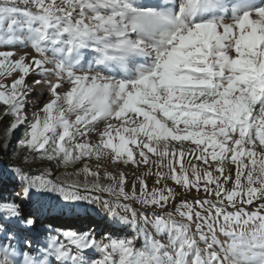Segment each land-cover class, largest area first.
Instances as JSON below:
<instances>
[{
  "label": "rangeland",
  "instance_id": "374dc122",
  "mask_svg": "<svg viewBox=\"0 0 264 264\" xmlns=\"http://www.w3.org/2000/svg\"><path fill=\"white\" fill-rule=\"evenodd\" d=\"M1 139L0 264H264V0H0Z\"/></svg>",
  "mask_w": 264,
  "mask_h": 264
},
{
  "label": "bare ground",
  "instance_id": "6f19581e",
  "mask_svg": "<svg viewBox=\"0 0 264 264\" xmlns=\"http://www.w3.org/2000/svg\"><path fill=\"white\" fill-rule=\"evenodd\" d=\"M10 255V260L13 262L16 258H21L24 262V264H39L37 260L33 259L31 256L27 255V254H22L19 255L18 252L16 251H11L9 253ZM20 259V260H21Z\"/></svg>",
  "mask_w": 264,
  "mask_h": 264
},
{
  "label": "trees",
  "instance_id": "16d2710c",
  "mask_svg": "<svg viewBox=\"0 0 264 264\" xmlns=\"http://www.w3.org/2000/svg\"><path fill=\"white\" fill-rule=\"evenodd\" d=\"M82 38H85V39H86L87 37L83 36ZM87 40H88V38H87ZM1 146H2V139H1V141H0V153H2V150H1L2 147H1ZM25 221H26V220H25Z\"/></svg>",
  "mask_w": 264,
  "mask_h": 264
}]
</instances>
